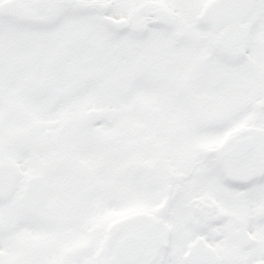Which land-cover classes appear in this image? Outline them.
<instances>
[{"label": "snow or ice", "instance_id": "obj_1", "mask_svg": "<svg viewBox=\"0 0 264 264\" xmlns=\"http://www.w3.org/2000/svg\"><path fill=\"white\" fill-rule=\"evenodd\" d=\"M0 264H264V0H0Z\"/></svg>", "mask_w": 264, "mask_h": 264}]
</instances>
